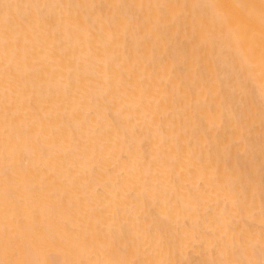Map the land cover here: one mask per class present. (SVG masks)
Wrapping results in <instances>:
<instances>
[{
  "label": "bare ground",
  "instance_id": "6f19581e",
  "mask_svg": "<svg viewBox=\"0 0 264 264\" xmlns=\"http://www.w3.org/2000/svg\"><path fill=\"white\" fill-rule=\"evenodd\" d=\"M86 1L0 0V264H183L200 245L264 264V0H213L204 22L185 0L169 36ZM244 104L262 129L229 150L212 124Z\"/></svg>",
  "mask_w": 264,
  "mask_h": 264
},
{
  "label": "rangeland",
  "instance_id": "374dc122",
  "mask_svg": "<svg viewBox=\"0 0 264 264\" xmlns=\"http://www.w3.org/2000/svg\"><path fill=\"white\" fill-rule=\"evenodd\" d=\"M71 2L72 0H68ZM106 0H99V4ZM112 1V0H110ZM114 2H118V12L121 14L122 18L124 19H130L131 25L137 27V30L135 32H138L139 34H143L144 31L142 28L145 26H148L152 28L154 25L160 26L164 29L166 32V35L169 36L171 34L172 30H178L180 28H183L185 25L184 17L186 15L187 7L185 5V0H165L166 3H172L174 6L177 4L180 5L181 9L178 11L176 7L172 8V11L175 14L169 15L167 17L166 11H165V3L164 1L159 3H154V7L149 8V5L146 1L140 0H113ZM128 2L127 6L124 5L123 2ZM86 10L90 11L89 5H93L92 1H86L84 2ZM195 4V15L193 18L199 20L200 22H204L205 18L209 15V11L211 9V5L214 4L213 0H194ZM101 6V5H100ZM183 10L184 12H181ZM166 14V16L164 15ZM148 38L154 37L156 34L155 32H146ZM123 46L129 45V35L123 33ZM151 42V40H150ZM152 45L154 42H151ZM173 41H168V50L171 49L172 53L174 50L172 49ZM226 44H221V47H224ZM233 46V45H232ZM244 67H247L246 63H243ZM227 70L217 71L218 76L222 77L225 74H227ZM252 80V79H251ZM225 81L223 79L218 81V85L224 84ZM251 100L253 103L257 104V102H261V97L258 94V90L256 86L253 84L251 87ZM254 111L257 112V107L250 106V104H244L243 106H236L231 110L230 115L233 118L232 126L229 125V128L225 125V116L226 113L223 111L221 112L220 120L216 124H212V127L214 130H216L217 136H225V139L227 138L228 141L224 144L226 148H229L232 146L235 142H248L251 140V137L254 132L260 131L262 129V125L258 123V120H254V124H256L254 127H248L244 120L242 119L243 114L245 111ZM264 115V114H263ZM238 130V131H236ZM218 137V139H222ZM73 144V142H70ZM236 163L240 164L243 161V158L240 154V152H237V155L235 156ZM224 162V164H223ZM223 162H219L218 166L224 165L229 171L232 170V161L231 156L225 157ZM26 163V155L22 156L21 165L18 167L16 173L20 174L23 166ZM233 172V171H232ZM14 172L10 173L7 172V170L0 171V174H6L7 175V182H6V188L5 191L2 192L4 196H8L7 194L10 193V191L13 189L14 185L11 181L12 175ZM38 184H36L34 187H37ZM262 185H264V175L262 177ZM21 186H25V183H23ZM39 186V185H38ZM33 187V188H34ZM23 195L26 198H30L32 196V193L24 190ZM49 200L54 205H61L62 203V196H51L49 197ZM22 218V216H20ZM29 219L32 221H38L40 220V216L37 211H34L30 208V214ZM21 222V221H20ZM124 243L120 242L119 246H123ZM183 264H229V260L226 259L225 261H220L219 258L213 253L212 250H208L204 248L203 246H197L193 249L192 254L189 256L188 260H186Z\"/></svg>",
  "mask_w": 264,
  "mask_h": 264
}]
</instances>
